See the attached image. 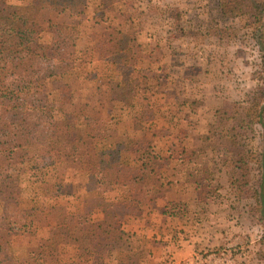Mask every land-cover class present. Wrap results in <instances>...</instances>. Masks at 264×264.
<instances>
[{
  "label": "rangeland",
  "instance_id": "obj_1",
  "mask_svg": "<svg viewBox=\"0 0 264 264\" xmlns=\"http://www.w3.org/2000/svg\"><path fill=\"white\" fill-rule=\"evenodd\" d=\"M87 3L82 13L41 10L42 43L55 47L53 25H75L78 33L73 48L55 47L54 75L38 83L39 97L52 103L55 117L68 118L72 104L58 97L68 86L70 102L86 107V151L117 150L125 163V143L135 132L132 110L111 88L121 76L135 87L136 110L151 111L153 142L165 164L152 182L90 193L79 167L58 163L44 150H31L29 160L14 152L0 162V224L4 197L10 196L29 213L33 231L11 230V257H33L38 264H166L235 248L243 252V264H264V169L261 174L252 159L262 150L261 130L255 126L245 137L237 130L234 138L208 132L216 111L238 110L258 91L264 34L261 43L255 40L251 21L222 16L217 0ZM114 29L129 36L126 64L111 60ZM122 165L121 176L129 178ZM76 203L82 205L79 217L64 210ZM93 210L97 216L90 222ZM101 216L106 219L96 221ZM141 222L137 231L120 229ZM64 226L72 239L63 249L49 237ZM72 253L77 258L71 260Z\"/></svg>",
  "mask_w": 264,
  "mask_h": 264
},
{
  "label": "trees",
  "instance_id": "obj_2",
  "mask_svg": "<svg viewBox=\"0 0 264 264\" xmlns=\"http://www.w3.org/2000/svg\"><path fill=\"white\" fill-rule=\"evenodd\" d=\"M222 16H246L254 26V39L262 41L264 34V2L261 0H217ZM87 0H30L23 4L20 0H0V162L12 159L18 151L20 159L29 160L31 150H44L54 155L58 163L74 165L82 169L86 177L88 192H102L106 187H130L140 183L152 182L159 178V170L165 164L163 157L153 142L155 137L154 122L149 110L138 111L135 99V87L131 82L117 77L112 82V89L119 94L124 105L129 108L133 120L135 136L127 139L124 147L125 163L120 160L117 150L86 151L85 126L87 121L86 107L70 102L68 86H62L58 92L61 100L72 104L68 118L55 117L52 103L40 99L38 83L54 75L53 64L56 48H73L78 33L75 25H53V32L58 42L47 45L40 41L44 32L38 22L42 9H56L57 12L71 11L82 13ZM114 35V36H113ZM110 36L114 41L111 55L113 63L126 64L131 48H127L129 36L120 30H112ZM260 41V43H261ZM260 50L261 44H258ZM262 78L257 92L247 100L237 104L235 111H216V122L209 125L212 135L223 133L222 137H241L254 132V127L261 130L262 150L254 155L259 169H264V51L261 53ZM67 90L68 93H61ZM78 106V107H77ZM151 114V115H150ZM226 117V119L224 118ZM226 122L225 128L218 131V125ZM251 139L246 146L250 149ZM191 155H198L197 150H190ZM248 157L252 156L246 150ZM242 154L240 157L246 158ZM12 156V157H11ZM130 169L129 178L121 176L123 167ZM259 170V171H260ZM264 185L262 181L261 187ZM134 204V198L132 197ZM3 220L0 224V264H38L33 257L16 259L8 252L12 241L11 230L33 231L29 213L19 207L17 199L4 197ZM133 208L132 205L129 202ZM262 209L263 201H261ZM136 211V210H135ZM138 212V211H136ZM264 215V214H263ZM138 216V215H137ZM65 227V226H64ZM64 232L54 231L49 242L67 243L71 234L67 227ZM31 251V250H30Z\"/></svg>",
  "mask_w": 264,
  "mask_h": 264
},
{
  "label": "built area",
  "instance_id": "obj_3",
  "mask_svg": "<svg viewBox=\"0 0 264 264\" xmlns=\"http://www.w3.org/2000/svg\"><path fill=\"white\" fill-rule=\"evenodd\" d=\"M243 252L235 248H221L196 252L180 261H168L166 264H243Z\"/></svg>",
  "mask_w": 264,
  "mask_h": 264
},
{
  "label": "crops",
  "instance_id": "obj_4",
  "mask_svg": "<svg viewBox=\"0 0 264 264\" xmlns=\"http://www.w3.org/2000/svg\"><path fill=\"white\" fill-rule=\"evenodd\" d=\"M58 205H63V204H58ZM81 209H82V205H81V208L79 207V205H78V203H76V204H73V205H70V208H69V206H67V207H64V210H66V211H73V216H80V211H81ZM93 213H92V215L90 216L91 218H92V220L90 221V222H94V219H95V216H97V214H96V212L93 210L92 211ZM103 212V211H102ZM78 216V217H79ZM106 216H101V217H98L97 218V220L96 221H98V222H102V221H104V219H106L105 218ZM81 222L80 223H82V222H84V220L82 219V220H80ZM73 223H75V220L73 221ZM88 223H89V220H88ZM147 224H149V222L147 223ZM74 225V224H73ZM144 224L141 222V223H139V224H136V225H131V228H129L128 227V225H126V224H122L121 226H120V229L121 230H123V231H127V229H132V228H134L136 231L138 230V229H142L144 226H143ZM75 226L78 228L79 226L78 225H76L75 224ZM74 227V226H73ZM85 227L86 228H89L90 227V224H86L85 225ZM76 228V229H77ZM60 247H62L63 249L66 247V246H68V243H59L58 244ZM70 248L73 250V247H71L70 246ZM74 250H75V252H76V248H74ZM75 256V258H77V256L76 255H74L73 253L71 254V255H69V258H71V260H72V257H74ZM74 259V258H73ZM75 260V259H74Z\"/></svg>",
  "mask_w": 264,
  "mask_h": 264
}]
</instances>
